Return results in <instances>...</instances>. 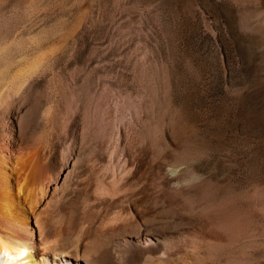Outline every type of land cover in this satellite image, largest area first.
<instances>
[{"label": "rangeland", "instance_id": "1", "mask_svg": "<svg viewBox=\"0 0 264 264\" xmlns=\"http://www.w3.org/2000/svg\"><path fill=\"white\" fill-rule=\"evenodd\" d=\"M2 74L26 83L1 137L21 119L53 151L69 106V140L132 141L171 174L191 246L169 264H264V0H0Z\"/></svg>", "mask_w": 264, "mask_h": 264}, {"label": "bare ground", "instance_id": "2", "mask_svg": "<svg viewBox=\"0 0 264 264\" xmlns=\"http://www.w3.org/2000/svg\"><path fill=\"white\" fill-rule=\"evenodd\" d=\"M2 77L0 102L26 83ZM75 115L68 106L65 140L53 151L25 140L21 119L1 132L0 264H169L188 251V229L166 221L175 214L171 174L162 179L132 141L69 140Z\"/></svg>", "mask_w": 264, "mask_h": 264}]
</instances>
